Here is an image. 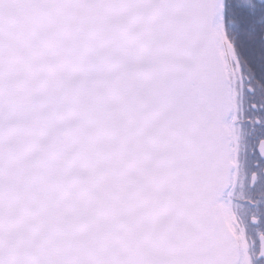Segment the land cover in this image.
I'll list each match as a JSON object with an SVG mask.
<instances>
[{
	"label": "snow or ice",
	"instance_id": "obj_1",
	"mask_svg": "<svg viewBox=\"0 0 264 264\" xmlns=\"http://www.w3.org/2000/svg\"><path fill=\"white\" fill-rule=\"evenodd\" d=\"M0 264H264V0H0Z\"/></svg>",
	"mask_w": 264,
	"mask_h": 264
}]
</instances>
